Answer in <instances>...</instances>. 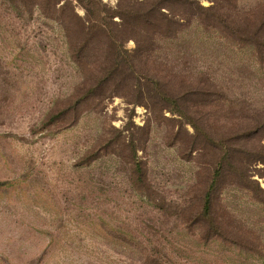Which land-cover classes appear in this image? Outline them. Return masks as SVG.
I'll list each match as a JSON object with an SVG mask.
<instances>
[{
	"label": "rangeland",
	"instance_id": "1",
	"mask_svg": "<svg viewBox=\"0 0 264 264\" xmlns=\"http://www.w3.org/2000/svg\"><path fill=\"white\" fill-rule=\"evenodd\" d=\"M182 2L0 0V264H264V0Z\"/></svg>",
	"mask_w": 264,
	"mask_h": 264
},
{
	"label": "trees",
	"instance_id": "2",
	"mask_svg": "<svg viewBox=\"0 0 264 264\" xmlns=\"http://www.w3.org/2000/svg\"><path fill=\"white\" fill-rule=\"evenodd\" d=\"M173 2H176V3H180L181 2V3H183L182 0H173ZM160 6L161 7H164L165 5H160V4L157 3L156 6H155V8L150 7L151 9H148L147 12H146V14L144 15V18L146 19V23H147L148 27H150V26L157 27L158 26L160 20H157V21H155V22L152 23L148 19L152 16V14H153L154 11H159V13H160ZM85 10L88 12V9H85ZM160 14H162V13H160ZM117 16H120L121 17V15H117ZM139 16H140V13H139ZM139 18L140 17H137V19H139ZM122 20H124V19L122 18ZM258 127H259V131L257 133H255L254 135H258L259 133H261V132L264 131V125H259ZM262 154H263L262 151L256 152V153H254L252 155V157H255V161L256 162H264V159L262 157ZM216 168H217V171H216L215 174H217L218 175V178H219L223 174V164L220 162L217 165ZM260 190H261L262 193H264V190H262L261 188H260ZM256 201H258L259 203H261V204L264 205V201H260L259 199H256ZM204 202H205V204L203 206V212H202L204 216H208L209 218H211L214 215H216V216L219 215L216 212L218 199H216V196L214 194L207 193L205 195Z\"/></svg>",
	"mask_w": 264,
	"mask_h": 264
}]
</instances>
